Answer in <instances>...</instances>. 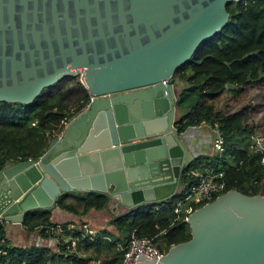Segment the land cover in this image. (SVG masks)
<instances>
[{
    "label": "water",
    "instance_id": "95a60500",
    "mask_svg": "<svg viewBox=\"0 0 264 264\" xmlns=\"http://www.w3.org/2000/svg\"><path fill=\"white\" fill-rule=\"evenodd\" d=\"M238 0H0V101L31 102L81 75L89 104L39 158L0 170V215L21 224L68 192L126 209L166 200L206 154L175 129L177 70L229 21ZM228 88H235L228 84ZM193 237L158 262L264 264V196L232 190L191 216Z\"/></svg>",
    "mask_w": 264,
    "mask_h": 264
},
{
    "label": "trees",
    "instance_id": "16d2710c",
    "mask_svg": "<svg viewBox=\"0 0 264 264\" xmlns=\"http://www.w3.org/2000/svg\"><path fill=\"white\" fill-rule=\"evenodd\" d=\"M226 9L228 23L203 42L171 80L179 83L175 129L182 133L192 126L218 125L225 137L224 154L195 158L184 169L181 189L174 196L111 212L108 225L113 228H102L95 238L84 235L83 225L70 228L69 221L60 223L63 231L57 233L51 221L53 210L33 209L21 224L27 229L40 227L45 237L57 240L56 245L6 246L0 264H122L123 248L133 234L151 238L163 252L170 250L193 237L188 217L207 204H191L189 210L176 212L188 195L191 170L196 168L217 174L221 195L238 190L249 197L264 196V163L250 150L251 134L264 136V0L232 1ZM223 95L224 104H216ZM89 102L86 96L73 112L62 91L49 98L40 93L31 102L0 101V170L7 160L41 157ZM111 201L103 192H68L56 207L85 216L90 210H109Z\"/></svg>",
    "mask_w": 264,
    "mask_h": 264
},
{
    "label": "built area",
    "instance_id": "2783aa9c",
    "mask_svg": "<svg viewBox=\"0 0 264 264\" xmlns=\"http://www.w3.org/2000/svg\"><path fill=\"white\" fill-rule=\"evenodd\" d=\"M210 129L213 133L214 153L221 157L225 151V137L218 125L211 126ZM250 138V150L255 154H259L264 163V136L255 132L251 134ZM191 175L193 177V183L189 188L188 195L184 200L179 202L176 212L183 211V208L190 209L191 204L202 202L209 203L215 198L217 199L222 196L221 192L223 187L222 184L216 181L217 174L215 172L207 168L203 170L196 168L191 170ZM6 224H8V222L0 215V255L7 254L6 246H9L8 237L1 230ZM56 228L57 233L63 231L60 224H57ZM83 228L84 235L91 238H95L101 231L99 228H91L86 223L83 225ZM54 240L57 243L55 238ZM123 250L122 264H140L144 260L158 262L159 259L165 255V252L161 251L151 238L147 236H138L137 234L131 236Z\"/></svg>",
    "mask_w": 264,
    "mask_h": 264
},
{
    "label": "crops",
    "instance_id": "0c3cea01",
    "mask_svg": "<svg viewBox=\"0 0 264 264\" xmlns=\"http://www.w3.org/2000/svg\"><path fill=\"white\" fill-rule=\"evenodd\" d=\"M198 129H194L190 132L189 139L190 141L201 149L203 152H206L204 155H211L214 153L213 149V133L210 128H205L202 126H197ZM205 165V164H204ZM120 207H118L113 201H111L109 210L96 211L90 210V212L85 216H74L70 213H67L60 209L59 207H55L52 211L51 221L53 223L60 224L69 221L70 227H74L75 224L80 227V225H84V223L88 224L90 227L102 229L108 226L112 229V226L106 224L105 226L100 225L101 219L106 223H109L111 212L116 213ZM184 210H189L187 208H183ZM96 218L98 221L96 222ZM91 227V228H92ZM4 231L6 236L8 237V243L11 246H25V247H46L53 248L56 241L54 238H47L41 232V228L35 229H27L22 224H11L8 223L4 227ZM55 241V242H54ZM94 262V261H91ZM90 262V263H91Z\"/></svg>",
    "mask_w": 264,
    "mask_h": 264
},
{
    "label": "rangeland",
    "instance_id": "374dc122",
    "mask_svg": "<svg viewBox=\"0 0 264 264\" xmlns=\"http://www.w3.org/2000/svg\"><path fill=\"white\" fill-rule=\"evenodd\" d=\"M57 91L64 92L66 102L70 106L71 111L73 112L76 111V108L79 106V103L80 101H82L83 98L88 96L89 100H91V95L87 93L86 84L81 75L67 76L52 85L43 87L39 93H42L45 97L49 98L53 93H56ZM225 99L226 97L223 95L215 103L224 104ZM62 132L63 131L58 133V136H60ZM211 155H214V153H212ZM193 213H195V211ZM193 213H191V215L188 217V220L191 221V216L193 215ZM109 215L111 216V214ZM95 221L97 222L98 218H96ZM106 224H108V222L106 223L104 220L101 219V223L99 224V226L100 225L105 226ZM172 248L173 246L170 248V250ZM170 250L165 251V253H168ZM90 264H101V263L100 261H96V262H91Z\"/></svg>",
    "mask_w": 264,
    "mask_h": 264
}]
</instances>
